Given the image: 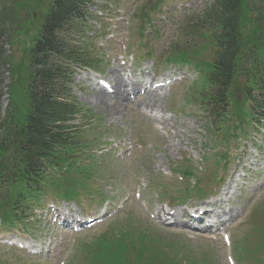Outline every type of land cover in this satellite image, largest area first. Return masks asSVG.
<instances>
[{
	"label": "rangeland",
	"instance_id": "rangeland-1",
	"mask_svg": "<svg viewBox=\"0 0 264 264\" xmlns=\"http://www.w3.org/2000/svg\"><path fill=\"white\" fill-rule=\"evenodd\" d=\"M154 1L94 0V4L89 10L90 19L84 24V29L90 30V36H93L95 32L103 33L104 30L101 29L100 21L97 18L102 13V8L105 9V14H109L108 17L117 16V22H120L121 18L128 21L132 17L134 18L136 6ZM180 1L164 0V3L161 4L162 10L151 16L155 21L154 29L159 32L160 36L147 35L145 40L141 42L143 49L135 55L137 59L129 57L127 64L129 69L132 68V65L137 64L140 70L144 69L149 74H157L156 76L161 72L159 68H162V77L172 78L176 76L177 80H182V82L171 87L166 97L159 102L158 109H155V115L160 116V118L164 113V117L161 118V122H163L162 119L166 121L164 125L160 122L155 124L152 119L153 114L144 115L145 113L139 108L140 99L134 105H130L129 110L126 109L119 117L111 116L103 108L94 106L90 101L91 95L95 92L92 80L97 85L96 78L109 81L110 70L117 69L120 72L122 70L123 65L120 54L124 50L121 48L120 42H125L128 28L126 22L120 25L115 24V28L111 25L107 31H104V36L99 38L96 36L91 41V44L94 43L96 49L104 55L101 63L102 75L88 71H76L73 77L72 95L82 107L88 109L96 117H101V129H105L103 141L107 139L108 142L114 143V146L110 148L113 151V157H108L101 162L100 175L104 176L105 179L103 181L98 179L95 182L97 184L92 186V190L94 187H97L98 190L93 191V193L90 191V198L82 196L78 204L63 203L57 199L58 203L62 205L61 207L68 208L72 212L88 214L89 216L102 214L105 210L114 208V204H119V202H121V206H125L124 210L118 212L114 219L82 235L64 236L60 232L55 233L51 224L47 222L48 204L54 199L50 196L51 200L44 202L41 210L37 209L30 214L34 218L35 225L28 226V230L31 231L28 234L37 241L38 245L43 246L46 250L49 249L51 254L44 253L41 257H32L25 254V252H12L3 248L2 237H0L1 261H6V264H63V262L70 264L77 259V264H81L82 255L79 254L81 245L93 243L95 237L109 230V227L115 226L120 229L132 225L135 230H144L156 238H182V241L186 244H180V250L192 252L200 258L212 257L214 264H228L227 260L231 247H226L220 239L216 241L203 239L198 236L197 231L190 229L195 227H184L187 226L184 222L187 218L183 216L184 205H174L176 208L173 209L181 213L179 229L159 224L152 217L158 209H168L169 206L168 203L163 202L157 187L159 184L155 185V183L170 186L172 190L182 188V183L180 184L178 181V175L172 173L176 170L175 168L181 169V167L188 165L195 169L198 179L207 180L208 175H213V172L217 173L218 177L224 175L222 170L217 171L215 169L214 163V155L220 156L223 153V145L215 149L216 146L221 144L219 139H214L207 132L208 125L210 127L211 123L206 122L201 114V109L189 105L187 101L190 98L188 95L193 91V81L198 83L200 78H196L192 69L188 67L177 64H163V56L169 53V47L178 41L181 44L184 40V36H178L181 23L187 18L198 16L205 5L210 4V0ZM43 3L46 4V2ZM37 10L42 13L45 7L39 6ZM21 15L26 19L25 13ZM36 15V20H38L39 16ZM164 17L166 18L162 19ZM37 23L38 21H36ZM135 24L137 25L136 22ZM137 26L140 28L139 24ZM7 32L8 29H6ZM106 32L112 33L109 39H106ZM135 33L137 36L138 32ZM112 37H114L113 40H111ZM5 42H7L3 49L5 60L0 65V90L5 94L2 103L3 112L9 104L6 92L11 81L9 57L16 60H20L22 57L21 48L18 44L11 47L7 38ZM196 43L203 44L202 41ZM127 51L129 54H133L135 48L128 46ZM203 55L206 61L212 58L210 51H206ZM140 74L141 71L136 70L137 79L140 78ZM251 133L248 142L245 141L241 144L240 142H232L230 152L228 151L232 168L227 174L230 178L227 179L225 184H229L228 187L231 188H224L223 186V193H226L224 197L216 199L217 195L221 196L220 188L217 194L214 195L212 202L198 204L201 208L204 205L206 207L209 203L221 201L222 204L218 203L219 206L211 207V209H217L221 213L229 209L236 212V217L221 227L223 231L230 230L234 233L232 242L237 241L238 238L241 241L245 233L255 230L253 227L254 222L256 226H264V219L258 220L254 211L257 207H260V211L264 207V136H256L254 131ZM254 135L256 139H254ZM89 137L95 138L93 135ZM254 142L258 143V149L253 148L251 143ZM238 146L241 147L240 150H236ZM243 153L246 155L244 161L239 164L236 163L237 158L240 159V155H243ZM235 155H237V158L234 160ZM235 165H237V168ZM247 171H249L248 174ZM191 183H194V181ZM211 184H213V181L208 182L209 186ZM99 191H103L106 195L107 203H103L104 205L98 200L100 199L98 197ZM138 191H141L140 201L135 199V193ZM174 196H179V194H174ZM262 218H264V212H262ZM21 227L12 228L9 231L11 234L7 238L22 232L23 227ZM183 227L186 229H183ZM24 234L22 239L29 240L28 234ZM255 235L260 242L264 243L263 230L257 229ZM234 237H236V240ZM93 256L100 261L97 254H93ZM235 259L238 260L236 256Z\"/></svg>",
	"mask_w": 264,
	"mask_h": 264
},
{
	"label": "trees",
	"instance_id": "trees-1",
	"mask_svg": "<svg viewBox=\"0 0 264 264\" xmlns=\"http://www.w3.org/2000/svg\"><path fill=\"white\" fill-rule=\"evenodd\" d=\"M91 2L54 0L42 28L29 42L21 43L30 68L17 67L10 89L12 105L23 106L21 112L12 111L0 122V207L7 202L9 209L27 203L25 200L33 198L46 183L50 171L62 170L70 161L76 144L66 123L81 114L68 90L70 70L73 66H92V60L82 58L70 42L69 32L74 23L84 19ZM11 15L7 9L0 14V37L6 23L16 24ZM188 31L207 43L178 49L175 61L198 62L203 52L210 48L214 52L213 61L206 66L207 85L200 94L203 108L215 121H221L237 98L235 90L241 87L242 107L233 115L239 123L249 116L256 120L255 114L264 112V0H214L201 19L188 24ZM81 172L88 175L90 167ZM65 182L73 185L80 181L72 177ZM133 238L129 249L102 252L101 264H179L173 256L182 253L175 245L145 233Z\"/></svg>",
	"mask_w": 264,
	"mask_h": 264
},
{
	"label": "bare ground",
	"instance_id": "bare-ground-1",
	"mask_svg": "<svg viewBox=\"0 0 264 264\" xmlns=\"http://www.w3.org/2000/svg\"><path fill=\"white\" fill-rule=\"evenodd\" d=\"M109 79L110 82L114 85V87L112 88L114 90V94H109L104 88L96 87L93 84L95 92L91 95L90 101L94 106L103 108L111 116L119 117L123 114V112H125L126 109L129 110V107L132 104L129 100V92H132L133 94L137 93V91L139 90L138 86H141L142 83L133 86L131 88V91H128L129 85L127 86V82L125 81L124 77L121 75L120 71L116 69L110 70ZM159 92H162L161 96L165 95L162 88L156 91H148L146 93V99L141 102V106L144 108V112L146 115L148 114L147 111L150 110V112L153 113L156 108L158 109L159 101L164 99V96L162 98L157 97ZM211 213L218 219L221 217L217 211H208L205 215L211 217L213 216ZM168 215H170V212L160 210L157 213V219H167L169 218ZM176 216H178V212L173 215V218H176ZM234 216H232V212H230V216L227 218V221H230Z\"/></svg>",
	"mask_w": 264,
	"mask_h": 264
}]
</instances>
